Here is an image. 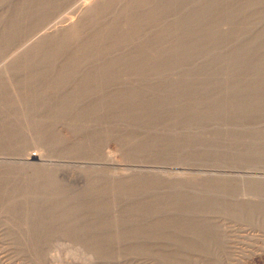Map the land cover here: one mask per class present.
Wrapping results in <instances>:
<instances>
[{
  "label": "rangeland",
  "instance_id": "obj_1",
  "mask_svg": "<svg viewBox=\"0 0 264 264\" xmlns=\"http://www.w3.org/2000/svg\"><path fill=\"white\" fill-rule=\"evenodd\" d=\"M20 1L4 2L3 0L0 4V19H3L1 21L3 24L0 26V46L5 44L3 48L5 46L7 48L6 53L0 55V75H5L13 83L19 81V77L23 74L22 67L26 65L24 60L27 58V53L39 41V37L43 36L42 33L54 32L61 26L85 21L87 19L85 14L91 3L104 2V0H66L62 5L57 6L58 9L56 7L53 12L46 15L43 21L45 26L42 24L43 26L38 29L37 25L43 14L34 15L31 11H22L23 15L21 14L20 19H17L15 10L17 11L19 3L22 2ZM122 1L115 0L114 6L117 7L113 9L114 13L109 15L110 19L118 21L122 31L118 29L111 32L106 38L108 41L115 40L120 33L129 29L135 30V38L120 40L114 47V56L126 54L117 65V68L125 71V79L111 84L115 91L125 86L143 90L144 94L141 97L144 99L140 97L137 101L142 104L146 101V103L137 111H133L129 106L112 107L110 110L112 119L107 122L109 135L96 147L91 148L88 154L72 156L82 157L80 165H83L78 168L82 174L83 170L100 173L108 171L119 186L123 185L122 180L127 177L138 179L146 172H157L163 177L176 180L181 190L191 200L186 198V201L180 204H173L169 212L144 216L141 209L143 205L154 204L156 192L169 196L176 188L167 182L162 184L165 181L162 179L161 182L160 179L152 181L155 185L151 184L152 182L148 184L151 193L147 196L138 195L130 198L116 194L115 198L118 200L114 214L118 219H122L121 223L112 226L108 233L105 229L97 231V237L103 241L108 234L118 233L121 238L93 251V245L89 241L75 235H66L64 245L74 250L78 248L76 256L75 253L65 255V252L59 251L56 261L46 258L43 253L47 240H51L52 236H56L55 234L37 237L38 235L31 233L33 238L27 233L24 235L21 231L32 230L24 219L12 216L11 210L2 209L0 210V264H79L87 255L84 260L87 263L88 259L87 264H119L120 262V264H264V151H262L264 143L255 140L260 132H264V0H217L212 5L198 0H148L146 5H140L134 0ZM124 1L128 3L125 9L128 17L122 11V14H119L120 3L123 4ZM152 10H155L154 15L145 19ZM194 11L197 12V16L191 17ZM142 14H145L143 18H141ZM27 16L28 18L25 19ZM21 18H24L22 19L24 22ZM12 20L23 23L10 32L12 34L8 40L5 37V33H9L8 27L5 26L13 22ZM101 27V24L98 25V28ZM35 28L40 30V33L35 34L37 30L31 34L32 36L26 37ZM24 35L26 38L23 37ZM53 40L55 39L49 38L44 45L47 48L52 47L55 44ZM141 47L158 48V50L153 54L147 50L143 58L138 61L136 53L141 51ZM73 48L75 50L74 46ZM100 50L101 47L94 46L90 51L96 53ZM218 55H223L226 59ZM233 56L239 58L236 60ZM103 57L104 55L97 56L98 60L86 62L82 66L84 69L101 67L105 61ZM64 60L65 58L60 57L56 66L67 65L68 62ZM130 61L133 62L134 68H125ZM48 63L46 57L42 59L38 57L28 65L31 66L30 69H39L48 67ZM154 65L162 67L158 73L156 72L157 74H153L150 70ZM169 95L177 99L175 100V103L179 104L177 107L163 106L157 109L147 107L151 102H159L160 97H169ZM251 95L257 97L255 103L258 106H249L246 110L239 109L238 105L246 97H252ZM214 101L225 105L224 108L215 107ZM193 102H197L198 105L189 111L188 108ZM227 110L229 111L225 112ZM125 111H132L136 115L126 117L127 115L122 114ZM154 116L160 124L152 121ZM67 126L60 124L61 131L67 138L75 140L72 130ZM30 132L28 139L20 138L15 146L9 147L15 154H5L4 151H9L4 150L0 151L4 152L2 155L21 157L24 152L34 151L50 163L58 158L54 151L56 147L48 142L47 133L33 125ZM132 135L136 139L129 141L127 137ZM151 141H155L156 145L142 148ZM101 147L106 158H111L118 164H111L112 167L109 165L106 170L97 167L98 165H91L102 160V157H95L98 156L97 149ZM33 162L38 163L40 160L34 159ZM131 163L143 165L139 168L127 165ZM13 165L19 166L18 163ZM27 167L30 166H26L22 171L29 170ZM21 175H24L26 180L30 178L24 172H21ZM213 179H220L228 184L225 192L220 191L221 195L216 191L213 194L205 190ZM158 182L160 183L157 184ZM137 186L135 184L132 189L139 191L140 187ZM118 192L116 189V193ZM200 192L204 193L208 202L210 200L209 203L192 200V197ZM211 201L217 205L213 204L214 202L210 205ZM130 208L138 215L135 221L126 218ZM188 208L190 212L193 210L191 214L195 218L205 214L206 217H213L210 218L211 221L217 222V225L212 223L214 225L206 226L215 227L213 232L211 228L199 232V236L204 239L202 241L212 242L211 245L201 243L199 240L194 244L191 243L192 245L189 243V239H192L195 233L185 231L187 230L185 226L188 224L183 225L182 222H178L182 209L188 211ZM251 208L255 209L251 210ZM125 218L127 220L123 221ZM161 219H169V221L161 228L163 231L159 234L157 225ZM176 224L180 228H177ZM246 230L248 232L252 230L254 233L251 231L250 234ZM180 237H183L181 241ZM188 237L186 243L185 239ZM182 241L184 244H181ZM81 253L86 255H80ZM254 255H258L257 258Z\"/></svg>",
  "mask_w": 264,
  "mask_h": 264
},
{
  "label": "bare ground",
  "instance_id": "obj_2",
  "mask_svg": "<svg viewBox=\"0 0 264 264\" xmlns=\"http://www.w3.org/2000/svg\"><path fill=\"white\" fill-rule=\"evenodd\" d=\"M5 1L6 0H4V2ZM21 1H20L21 3H19L18 5L17 11L15 10V12L17 13L16 17L18 16L17 19H20L19 16L25 11L26 12L31 11V13H33L34 15L42 13L43 17L40 19V22L37 25L38 26L37 28L40 29V26L44 23L43 21L46 19V15L48 13L53 12L57 6L59 7L60 5H62L66 0H21ZM134 1H136L140 5H146V3L148 2V0H134ZM165 1H171V0H165ZM198 1L205 3L207 5H212L217 0H198ZM2 2L3 0H0V4ZM114 2L115 0H106V1L104 0L103 3H98V1H96L93 4L91 3V5L89 4L90 6L88 7V10L85 14V16L87 17L85 21H78L69 25L61 26L58 30L54 32L52 31L50 33L49 32H45L44 34L42 33L43 36L39 37V41L35 45H33V48L29 50L27 53L26 56L27 58L26 60H24V64L26 65L22 67L23 69L21 71H23V74L19 77L18 82L13 83L8 78H6L5 75L2 76L0 75V151L8 150L9 152L4 151L6 152L5 154H13L14 153L13 150L9 149V147L15 146L16 142H18L20 138L28 139L31 133L30 132L31 127L33 125L34 127L40 129V131L48 134L49 137L48 142L49 144L56 147L54 151L56 152V155L58 157L57 159L52 160L51 163L47 160L49 162L48 163L40 154L34 151H27V152L23 151L24 153L21 155V157L7 156V155L5 156L2 155V153L4 154V152H0V169H1L0 210L1 211L2 209L11 210L13 214L12 216L21 217L24 219L27 225L32 229V230L29 229L26 231H21V233H24V235L25 233H27V235H31L32 237V234L33 235L35 234L38 235L37 237H39L43 235L51 236L52 234H55L56 236H52L51 240H47L48 241L47 244L45 243L46 245L43 252L45 257L50 259L51 261H56L57 255L60 254L59 251L65 252L66 253L65 255L70 253L71 254L75 253L76 256L78 248L74 250L72 248H69L70 246L68 247L64 245L65 243L64 237L66 235H75L82 240L89 241L93 245L92 246L93 251H97L103 246L109 245L114 240L118 241L121 238L120 235H118V233L114 235L108 234L106 239L103 241L102 239H98L97 237V231H102L105 229L106 232L108 233L109 229L112 226H116L122 220V219L121 220L118 219L115 216L116 214H114L115 213L114 208L115 206H117L116 200H118L115 198L116 194H121L123 196H128L130 198H135L138 195L147 196L149 190H151L149 189L148 184L152 181H156L160 179L161 182L162 179L165 181L162 184H165L167 182L171 184L173 188H176L174 189V193L169 196L162 195L163 194L162 192H156L155 193L156 201L154 202V204L147 206L143 205L141 210L143 211L144 216H148V215L153 216L155 214L157 215L158 212H165V213L169 212L175 204L178 203L180 204L183 201L191 200V198L189 199L188 195L181 190V188L179 187L180 185L176 180H172L170 177H166V176L163 177L161 174L157 172H151V173L146 172L143 175H141L143 177H139L138 179L137 178L133 179L128 177L127 179L126 176H124L126 179H123L122 180L123 185L119 186L118 184H116V182H114L113 176L108 171L100 173L93 170L90 171L83 170L84 173L82 174L78 170V168L83 165V164L80 165L81 163L80 159L82 157L76 158L72 156L78 154H80L81 156V154L83 153L88 154L91 148L93 149L94 147H96V145L100 141H102L103 138L109 135L110 130L109 128H107V122L112 119L111 118L112 111H110L112 107L114 108L115 105L118 106L119 108L129 106L130 108H132L133 111H137L140 109V107L143 104L146 103V101L143 104L140 103V101H137L140 99L141 95L144 94L143 90H139L136 87H130V86L122 87L120 89H117V91H115L112 88V84L115 81L117 82L123 78L125 79L124 77L125 71L123 72V69L117 68V65L122 61L121 58L126 56V54L114 56L113 55L114 47L118 44V41L120 40L125 41V40H130V38H135V30L129 29V30H124L122 34L120 33L119 34L120 36H118V38L116 37L115 40L112 41L107 40L106 36L111 32L117 31L118 29L122 31V26L119 23H117L118 21L113 18L111 19L109 18V15H112L114 13L113 9H116L117 7V5L116 7L114 6L115 5ZM127 4L128 3L124 1L123 4L120 3V7H119L120 8L119 14L123 13L125 14L126 17H128L127 12L125 13ZM154 12L155 10H152V12L148 13L145 19L151 18L154 15ZM196 13L197 12L194 11L191 13L190 16L195 17L197 16ZM28 16L25 19H27ZM144 16L145 14L144 15L142 14L141 18H143ZM22 19L24 18H21V20ZM2 20L0 19V23H1L0 26L3 24L1 22ZM17 21L10 22L8 26H5L8 27L7 30L9 33H5V37L8 38V40L11 38L12 33L10 32L17 29L18 26L24 22L23 20H22L23 22H17ZM100 24L102 25V27L98 28V25ZM37 28L31 31L30 34L28 32L29 35L27 36L24 35L23 37L32 36L31 34L35 33L38 30ZM42 29H44V27H42ZM86 29H88L89 31ZM38 33H40V30H38L37 33L35 34ZM17 34H15V36ZM49 38L55 39L53 40L55 41V44H53L52 47L47 48L44 45V42L47 41ZM3 46H0L1 48L0 55H4L7 51L6 46L4 48ZM73 46L75 47V50ZM94 46H96V48L101 47V50L96 52L97 54L100 53V55H96L95 52L90 51L91 48H93ZM147 50L153 54V52H157L158 48L152 49V47H148V48L141 47V51L136 53V55L138 56L136 59L138 61L142 59L144 53ZM101 55H104L103 58L105 59V61H103V63L101 64V67L95 66L92 69L83 68L82 64L86 62L89 63L98 60V58L96 57L97 56L99 57ZM218 56L223 58L225 57L223 55H218ZM38 57L40 59L46 57L47 61H49V63L47 64L48 67H43L39 69H30L31 66L28 64L35 61ZM60 57L65 58L64 61L68 62L66 63L67 65H65L64 67L56 66V63L57 61H59ZM233 58L238 59L239 57L233 56ZM224 59H226V57ZM125 68L133 69L134 68L133 62L130 61L129 65H126ZM159 69H162V67H157L154 65L151 66L150 68L153 74H157ZM20 93L22 94L20 95ZM251 96L252 97H246L245 100L238 105V108L241 110L242 109L246 110V107L258 106L255 103L257 97L253 95ZM158 100L159 102L157 101L155 103L151 102V104L147 105V107L149 108L151 107L155 109L163 106L174 108L177 107L178 104L175 103V100L177 99L174 96L172 97L170 95L169 97L162 96ZM214 100H218V99H214ZM213 103L215 107L222 106L221 109H223L224 108L223 106H225L222 105V103H220L219 101H214ZM197 105H198L197 102H193L190 106L188 105L189 106L188 110L189 111L192 110ZM179 107L180 106H178V109ZM228 111L229 110L225 112ZM122 114L127 115L126 117H132V116L135 117L136 115L132 111L129 112L125 111L122 112ZM173 114L176 115L175 113ZM152 121H154V123L156 124H160L157 121V117L155 116L154 119H152ZM60 124H67L72 130L73 136L76 139L73 140L67 138L66 135L63 134V131H61ZM263 135L264 132L263 133L260 132L258 134L257 139L255 140L263 141L264 143ZM127 139L129 141H134L136 137L132 135L127 137ZM154 145H156L155 141H151L147 145L145 146L143 145L142 148L143 147L148 148L149 146H154ZM19 154L21 153H18V155ZM97 155L98 156L95 155V157H99V158L102 157V160L93 162L94 164L91 165H95V166L98 165L97 167L101 169L104 168L106 170L108 169L109 165L111 166V164L113 165L115 163L118 164V162H115L113 159L106 158L104 151H102V147L99 150L97 149ZM34 159H39L40 162L34 163L33 162ZM13 163L15 164L18 163L19 166L14 167ZM85 164L87 165V162ZM127 165H131L132 167L139 168L143 164L140 165L138 163H131ZM26 166H30L29 168L27 167L29 170L22 171ZM21 172L22 173L24 172V174L29 176L30 178L26 180L27 178H24V175H21ZM153 183L154 182H152L151 184ZM159 183L160 182H158L157 184ZM135 184L138 185L137 186L138 188L140 187L139 191L138 190L134 191L135 188L132 189ZM116 185H118L119 187ZM227 185L228 184L226 183V181H222L220 179H213L208 183V185L206 186L207 188L205 190L207 192L210 191L213 194L216 191V193L218 192L219 195H221L222 193L220 194V191L221 192L224 191ZM116 189L119 191L118 193H116ZM203 194L202 192H200L199 194L192 197V200L199 203L201 202L203 203L207 201L205 199L206 197ZM216 195L217 194H215V196ZM238 198L240 197L238 196ZM209 202L207 201V203ZM213 202L211 201L210 205H212ZM213 204H215V202ZM131 208L129 214L128 215L126 214L127 217L126 216L125 217L128 220L134 219L133 221H135V219L138 218V215L136 212H134L135 211L134 208H133L134 210L133 212L131 211ZM249 209L250 208H247V210ZM252 209L253 208H251V210ZM191 212L189 211V208L188 211H184L182 209V211L180 212L181 216H179L178 219V222H182L183 225L188 224L187 226L190 227L187 228V226H185L187 229L185 231L189 233L190 232L195 233L194 234L195 236H193L192 239H189L188 237L185 240L187 241L189 239L190 244L191 243L194 244L195 241L197 242L199 240V242L201 243L204 244L206 243L207 245H211L212 242H209L206 239H205L206 241H202L204 239H202V236L200 237L199 235L201 232H204L205 230L207 231L208 228L212 227V226L206 227L207 224L214 225L216 223L217 225V222L215 220H214L215 222L211 221L213 217L210 216L206 217L207 215L205 214L199 215L201 217L195 218L193 217ZM251 213H253V211ZM126 218L123 221H126L127 220ZM210 218L212 219L210 220ZM168 221L169 219L168 220L161 219L158 221V225L157 222H155L159 229V234H161V231H163L161 230V228H163ZM26 223L24 225H26ZM178 226L177 228H180V226L179 227ZM172 228H174L173 225ZM181 228L184 229L183 227ZM214 228L215 227L211 228V231ZM155 229L153 230L154 232ZM239 229L240 228L238 227V230ZM185 231L183 230V233ZM246 231L248 232V230ZM251 231H249L248 233H250ZM157 232L158 231H156V233ZM187 232L185 233V235H187ZM242 235L244 236V234ZM175 238L176 237H174V239ZM182 238L180 237L179 240L181 241ZM35 239L38 240L36 236ZM233 240L235 241V239ZM41 242H43V240H41ZM186 243H188V241ZM181 244H184L183 241L181 242ZM72 245L73 244L71 243V246ZM79 252L80 251H78V253ZM82 254L83 253H81L80 255ZM257 256L255 257L257 258ZM77 257L79 256L77 255ZM86 257H88V255ZM86 257H84L83 259L86 260L85 259ZM84 260L80 261L79 264L88 263V259H87V263ZM138 261L140 262V260Z\"/></svg>",
  "mask_w": 264,
  "mask_h": 264
}]
</instances>
